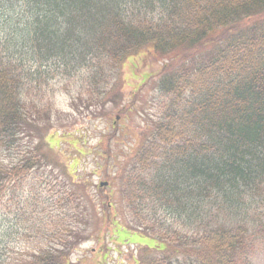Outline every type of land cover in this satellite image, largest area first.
I'll list each match as a JSON object with an SVG mask.
<instances>
[{"label":"trees","instance_id":"1","mask_svg":"<svg viewBox=\"0 0 264 264\" xmlns=\"http://www.w3.org/2000/svg\"><path fill=\"white\" fill-rule=\"evenodd\" d=\"M15 3L26 14L13 23ZM0 12V148L51 109L54 77L79 73L86 102L115 105L122 62L151 48L167 59L157 121L119 191L156 243L126 264H251L264 245V0H0ZM37 154L0 166V204ZM29 224L37 250L2 264H72L64 221Z\"/></svg>","mask_w":264,"mask_h":264},{"label":"rangeland","instance_id":"2","mask_svg":"<svg viewBox=\"0 0 264 264\" xmlns=\"http://www.w3.org/2000/svg\"><path fill=\"white\" fill-rule=\"evenodd\" d=\"M9 7L13 23L19 14H26L22 4ZM1 17L0 27L5 23ZM166 62V58L150 55L147 49L144 55L140 52L126 58L122 98L115 105L86 102L79 73L68 80L56 76L49 82L51 109L18 135L15 147L0 148V166L17 163L29 152H37L41 159L14 186L13 197L0 204V263L37 250L42 237L31 233L29 223L39 219L64 221L72 264L130 263L132 256H137L136 245L154 247L153 238L122 229L116 239L136 245L116 242L111 222L138 231L139 219L131 218L120 198V179L131 165L140 137L149 133L157 121L159 95L153 85L157 77L140 85L147 73H164ZM50 136L51 148L45 139L50 140ZM100 181L108 182L101 190L96 186ZM108 198L113 206L109 209L105 205ZM103 201L105 209L101 211ZM250 255L251 264H264V245H258Z\"/></svg>","mask_w":264,"mask_h":264}]
</instances>
